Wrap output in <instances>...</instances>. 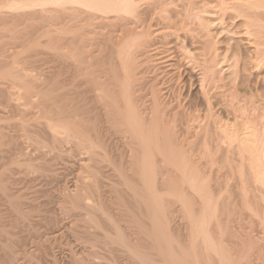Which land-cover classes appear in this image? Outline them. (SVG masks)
I'll return each mask as SVG.
<instances>
[{
	"label": "bare ground",
	"instance_id": "bare-ground-1",
	"mask_svg": "<svg viewBox=\"0 0 264 264\" xmlns=\"http://www.w3.org/2000/svg\"><path fill=\"white\" fill-rule=\"evenodd\" d=\"M7 1L9 4V5L6 4L8 9L16 10L18 12H21L22 14L25 13L27 14V11L35 12L39 10L40 13H46L42 17H45L47 18V20H49L48 29L45 32L39 33V29H33L31 31L29 30V32L26 31L27 32L26 36L24 34L22 35L23 38L21 37L22 39L27 41L25 42L23 40L25 44L22 43V41L20 40L21 38L17 39L18 41L19 40L21 41L17 43L22 44L21 46L19 44L18 46L20 47L19 50L21 49V47H23L21 50L22 53L34 52L35 54L32 53L33 56L28 55L29 57L28 56L22 57L21 55L22 53H20V51L16 52L17 56H15L16 55L15 54L12 57V55L10 54V58H8L7 60L6 59L3 60L5 57L1 58L3 56H0V58L2 59V60L0 59V97L3 100L2 103L7 107L12 108L11 110L12 113L14 112V114L15 112L16 113L21 112V111L17 112L19 111L17 109L19 108V106L15 105L16 104L15 101L13 102V100L16 99H12L13 97H10L11 98L10 100L8 99L9 98L8 89L9 87L12 88L11 84H13L14 91H15L14 88H16V90H19L17 92H22L21 95H19L20 97L18 98V101L16 102L23 101V105L25 104L32 105L34 103L36 104L38 103L39 105H44L46 108L44 113L39 114L40 116L37 117L35 116L37 120L36 122L39 121L38 125L36 124L34 125L33 122H32L33 125L30 124L31 120L33 119L30 120L28 115L27 116L29 120L23 119L27 117L26 115H25L26 117H23L24 116L23 113L25 112V110L24 112H22L21 117L23 118L20 117L21 121L19 120L20 128L23 132L27 134V136L30 134L32 135L31 132L36 133V135H33V137H30L31 135L29 137L26 136L28 139L31 138L30 141L33 139L32 143L28 140L31 143L30 147L31 148L34 147L32 146L33 144L36 146V148L34 147L35 149L34 148L32 149L34 153H32L33 151L31 152L29 151L31 154L30 153L28 154L26 152L23 153L24 152L22 151L24 150L23 144H21L18 140H15L14 136L13 137L10 136L12 141L8 142L9 141L8 137L10 134L8 133L6 134L4 132V128L6 129V127L3 128L2 127L3 124L1 122H4L5 124L6 121L8 122L10 120V122L11 121L13 122L15 121V119L9 118L8 120V117L5 116V114L7 115L8 113L11 112L10 109L8 110L10 112H8L7 110L6 113L5 111L3 112L5 113L3 116L5 118L7 117V120L4 119V117L0 113V137L3 138V140L5 139L4 144L2 140L0 142L3 145V147L2 146L1 147L4 150V153H1L0 156L2 157V154L6 153L4 148H6L5 144L8 143L9 144L7 145L6 148L7 151L10 149L9 146L11 145L13 153H15L14 155L15 157L9 159V164L7 162V166H6L7 168L9 167L8 169L11 172L9 173V171L8 172L1 171L2 173L0 174V190L3 196L2 199L4 201H5L4 195H6L5 198L7 197L6 199L8 203L6 202L7 203L6 205L9 204L7 207L8 208L10 207L9 209L11 210V213H14V216L12 214L13 219L11 218V220L14 221L16 224L18 223L17 228L19 224H23V229H24V226L29 223L27 221L30 220L32 216L31 214L33 212L36 213L35 209L38 204L40 205V203H38L39 201H35V200L26 202L25 201L26 199H23L22 197V193L15 195V193H13L15 192V189L13 191L11 190L12 188H9L8 186V184L14 180L8 183L6 182L10 177H12L13 179L14 176H8V175L9 174L12 175L15 172L17 173L21 169L23 170L24 167L22 166H26L23 170V173L25 172L24 174L26 175L29 173V171L32 172L33 170L36 169L35 172H37L38 169V171L42 170L44 172L41 174H44L47 177L50 176L51 178L52 177L55 178L56 174L59 171L55 173L56 169L54 167L56 165L58 166L60 163L56 164L54 162L56 160L59 161L65 159L64 158L65 155L69 153L68 150H72L71 153L82 151V153L85 154V155L83 154L85 157L84 159L82 158V163L81 161L79 162L81 163L80 168L83 171V175L82 176L80 175V177L77 176L78 179H76L77 180L76 183L74 182L72 186L66 187V189L62 187L63 191H61V193L58 191L60 196L58 194L56 198H58L57 201L60 202V208L58 209L55 207L57 210H61L65 214L66 212L74 210L76 212L83 211V213L81 212L80 213L84 214L83 215L84 217L86 215L87 217L89 216L88 218L85 217L86 219L84 218L85 225H83L84 223L82 224L83 225L82 230L78 229L79 231H76L77 230L76 229L74 231L71 229V231H74L72 234L70 232V228L68 229L66 224H64V222L61 223L62 220L60 222L59 217L58 218L55 217L57 214L55 216H48L49 211L47 212L48 214L46 213L47 216L49 217V218L47 217L48 220L51 218L49 220L50 223L47 222V225L50 226L52 225L51 229L49 227L48 229L52 230L51 234L54 235L53 237L56 238L59 236L60 238V236L61 235L63 236V234L68 229L69 230L68 232L72 234L70 235V237H72L71 240L72 241L74 240V243H77L75 245L76 246L75 248L73 245L74 243H71L72 246L69 244L72 248L75 249V251H73V249H70V253H68V256L65 255L66 258L64 256L65 259L63 258L64 261L62 262V261H58V258L60 260V257L56 258V255L52 254L53 251L50 252V249L52 248L53 245L50 246L48 245L47 247H49V249H45L44 245L41 242L40 245H37L32 241L35 245H37V248H35L36 251L34 249L31 251H28L26 249L27 252H25V254L28 255V256L26 255L27 259L30 258L29 257L30 254L28 253L32 252L33 257H35L36 260L39 261L38 264H128L126 262H130V264L132 263L133 264L134 263L136 264H237L238 261L236 260L237 262H235V259H232L231 256V254L234 253L233 252L234 250L231 251V249H229L230 247H228V249L231 251L230 253V251L225 246L224 248L227 250H225L222 247H218V245H215L212 242V240L214 239L212 238H211L212 240L210 239L211 235H209L208 233L210 228L208 229V231L206 229L208 228L207 225H209L208 216H207L208 221L205 218L206 217L205 214L204 215L201 214L203 215L202 217L201 215L198 214V217H196L197 213L195 212L193 213L194 211L193 209L196 210L197 208V207L195 208L194 203H192L194 204L193 205L194 207L192 206L193 209L191 208L190 198L196 200L194 199L195 197H193L195 195L196 198L200 196L199 198L202 201L203 209L205 208L204 210L202 209L203 212L201 213H204V211H210L211 215L213 212L217 213L220 205L218 202H216L218 199L216 196L218 194L215 191L216 188L212 189L214 190L213 192H216L215 197L217 199L215 197L214 199L212 195L213 193L209 192L207 184L205 183L206 184L205 186L204 184L201 183V181L204 182V180H201L202 176L200 175L201 174L199 172L200 170L198 171V168H196L197 166L194 165L196 164V162L192 161L194 157L192 158L190 156L191 154H189L188 156V153L186 154L181 150L180 148L181 144L180 145L178 144L179 145L178 147L177 144L175 145L174 144L175 142L172 140V138H175L177 135L174 136L175 133H172L173 126L171 127V125L174 124V121L176 120V117L179 116V114L175 113V115H173V119H172L173 122L170 120L171 118L168 117V113L166 112L165 107H163L160 104L158 92L155 89H153L151 93L150 102L152 104L150 103L151 104L150 107L146 105L148 106L147 109L145 106H144L145 108L141 106L142 103L140 102L142 100V97L138 95L139 93L137 94V92L140 90L139 83L141 81V78L139 77L141 72L140 56L141 53L149 47V44L151 43L155 33V32L153 33L152 32L153 30L151 29L153 28L152 23L153 20H155V18L152 17L150 19L147 14H144V11H141V9L143 8V7L141 8V6L143 2H144L143 5L148 3L147 4L148 6L150 5L153 6V8H155V10L157 11L160 9L163 10L165 6H167L168 8L170 5L174 6V4L178 1L176 0H169V2H167L166 0H7ZM252 1L255 2L256 0H252ZM261 1H257L258 2L257 4L250 2V0L248 2L244 1L245 4L243 3L242 6L245 5V7L242 8L240 6L239 8L240 10L238 9L239 13L241 11L242 13H244V15L247 14L246 17H249L248 21L250 22V24L251 23L253 24L254 19L256 20L257 18L260 17L258 11L262 10L261 6H263L264 8V4L261 5ZM247 3L249 4L246 5ZM155 4H157L156 7H154ZM3 5L4 4H2V6ZM176 5L177 4H175V6ZM7 8L5 7L4 9L7 10ZM254 8L257 9L259 8L260 10L258 9V11H256L257 9L255 10ZM165 9H166L165 11H167L166 13L168 17L166 19H163V21H167V22L165 23L162 29L157 31L156 33L157 35L160 36L163 35V37L166 38L168 34H172V33L174 34V32L179 28L180 24L178 25V22L182 23L180 26L181 29H179V31L180 30L188 31V34L192 33V31L190 30L191 28H189L188 26L187 27L191 32L187 30L186 23L189 22L191 15H193L194 13L193 7L190 8L192 9L191 10L192 12L190 11L189 8H186V11L189 12L187 15L188 19L185 18L184 16H180L182 15V13H180V15H178L179 13H177L176 16L168 12L167 8ZM253 9L255 10V12H258L256 13V15H258L259 17L256 15H253L254 17L250 15V14H255V12L253 13L251 12ZM9 12L12 11L10 10ZM174 12L175 11H173V13ZM173 16H175L177 19L179 18L178 19L179 21L176 22ZM251 17L254 18V19L252 18L253 21L250 20ZM173 18L174 21H172ZM194 19L195 18H193L191 21H193ZM37 22H39V20ZM256 23H254L253 25L255 26ZM10 25L12 28V24ZM6 27H8V25ZM10 33L11 32H9V34ZM184 34L188 35L187 33ZM258 39L259 38H256V40ZM17 43L15 42V45H17ZM42 46L47 49L46 50L47 52H45V50L44 51L41 50L44 49V48H40ZM41 51L43 52V54L45 52L48 55L50 68H48L47 70H49V72L43 71L42 70L43 67L41 68V66L38 65L35 61V59H37L35 57L37 56L41 55L42 58L44 57ZM262 51L264 52V50ZM262 51L259 52L262 54ZM262 57L264 58V56ZM190 58L191 57H189V59ZM212 61L211 62L206 61L205 64H202L203 66L201 65V69H202L201 71H203L202 73L204 77L203 80L209 83L211 81H216L217 79L216 74L218 73V71L221 72L222 70V69L220 70L216 69L217 63H215V60H213V58ZM261 61H263V59ZM7 84H9L10 86L7 87L6 86ZM136 87H139L138 91L136 90ZM6 92H8V94ZM5 93L8 97H6ZM11 93L12 92H10V94ZM13 95L15 94L13 93ZM2 96H4V98L7 99L4 100ZM205 96H206L205 102L207 105L206 108L207 113L211 114L212 111L214 110V106L207 93L205 94ZM228 98L229 100L227 105L229 107L228 106L227 107L230 108L229 109L230 111H227L228 110L227 108L226 117L222 118V116L216 117L210 115L213 121L211 124L212 126L209 124L208 121L207 124L199 126V130L197 133L198 135L202 134V137L204 138V141H202L203 145L201 143V147H203L204 150H211L215 148L218 151L221 149L226 151L225 158H226L227 166H229L228 167L229 170L227 172L228 175L226 177L227 183L225 186V190L223 191H225L226 193L225 207L228 208L227 210H230V212L238 211L239 213L240 212H247L249 214L252 213L253 216L256 214L255 216L259 218L264 233V110H263L264 107L262 108V111H260L261 109L258 110L256 109L257 107L251 110L248 104L244 107L240 106L242 100L236 88L231 92H229ZM2 100L0 99V101ZM21 104L22 103L20 102L19 105ZM13 109L15 111H13ZM26 111L28 110L26 109ZM11 114H8L9 117L10 116L13 117L12 115L14 114L12 115ZM20 114H16V115H20ZM186 116L189 117V122L197 120L195 119L194 115L192 116L191 113L186 114ZM17 117L18 116L15 117L16 120L19 119V117L18 118ZM7 122L6 124H8ZM170 122H172L173 124H170ZM9 131L11 130L9 129ZM21 134L18 136V139L20 136L23 137V135ZM212 137L216 140V141L214 140L215 142H211V140H213ZM24 140L25 139H23V141ZM172 141L174 143H172ZM3 150L1 149L0 152H3ZM35 150H37L38 152H36ZM111 150H117V151L131 150V151L130 154H128L130 156L127 155L128 158L126 156H125L126 158H124L123 155L122 156L119 155L122 153V151L121 153L119 152L118 155H113ZM74 153L71 155H76ZM7 154L9 153H6L4 156H6ZM212 158L214 157L212 156ZM213 161L214 159L212 160V162ZM235 162H237L236 165L237 168L235 167L236 169L234 168V164H236ZM13 166H15L17 170L19 168H17L16 166H20L21 169L17 171L14 169ZM57 166L56 168L60 167ZM10 167H13V169L11 168L13 171L10 170ZM105 169L108 172H105ZM0 170L3 169L1 168ZM171 172H175L178 175L179 177L178 182L174 181ZM20 175L18 177H20ZM26 175H24V177ZM29 176L28 178H30ZM51 178L49 179L51 180ZM214 179H216V177ZM216 180H218V178ZM210 181L211 180H209V182ZM217 183L219 182L217 181ZM9 185L10 187L12 186V184ZM47 186L49 187V185ZM104 187H108L107 192L110 194L109 196L110 199L108 197L110 201L109 203L106 199L107 197H104L102 194L103 191L102 188ZM33 190H35V188ZM187 190L192 191L194 193L191 194L192 197H190L189 194L192 192H188ZM54 192L56 191L54 190ZM24 193L26 192H23V195ZM168 196L170 197V199L167 198ZM24 198H26V194ZM33 198L36 199V197ZM237 200H239L242 203L243 207L241 206L238 208L239 205H237L238 203L236 204V202H238ZM52 201L53 200H50V203ZM34 202L36 204V207ZM173 202L175 203L181 202L182 204L181 203L180 204L182 205V211L183 209L184 212L187 211L186 212L188 216L187 218H189L188 220L189 226H187V229L189 230H187L186 227H184L185 231L183 230L182 232L178 223L177 226L179 228L175 226L176 223L174 224L172 223V218L174 217L173 215L174 213H176L175 211L173 213V206H172ZM42 204L41 206H43ZM108 204L109 205L112 204L113 207L115 206L118 207V210H120V212L122 213L121 216H123L122 218L121 217L119 218H121V221L125 220L126 222L125 226L128 224L130 226L129 228L130 230L126 228L129 227L128 225L126 227L124 226L125 227L124 228L122 227L123 226L122 224L118 223L119 218L118 219L115 218L116 216L112 214ZM170 204L172 208L170 207ZM39 205L38 207H40ZM187 208L188 210H186ZM45 209L46 208L44 205V211ZM56 209L54 210L51 209V211H55ZM190 209H192L193 211L192 210L190 211ZM39 210L42 212V209L39 208ZM39 210H37L38 211L37 213H39ZM47 210L48 209H46V211ZM2 213L4 212H2V210L0 209V224L2 221L6 224V222L3 220L5 219V217ZM34 213L33 215H36ZM40 213L38 215H40ZM42 214L44 215V213ZM180 214L182 215L183 213ZM186 214L184 215L186 216ZM63 216L64 215H62L61 218H63ZM39 217L41 218L42 216ZM32 220H34V218ZM78 220L80 219L78 218ZM204 221L207 222L206 223L207 225L205 224ZM26 222L27 224H25ZM30 222L32 223V221ZM103 222H105L106 224L104 225ZM132 222H135L136 224L134 223L133 224L136 225L137 227L139 226L138 229L131 230L132 229L131 227L133 226L131 224ZM203 222L205 225L203 224ZM36 223H34V225ZM16 224L14 226H16ZM30 225L31 224H28V226L25 227L29 228ZM1 226L2 225H0V238L4 236L3 238L5 239L6 238L5 235L8 234L10 235V233L7 231L8 228L5 229L6 228L5 226H3L5 228ZM32 226L33 225H31L30 227ZM202 226H204L205 228H203ZM79 228H80V224H79ZM45 229L47 230V228ZM29 230L26 231L25 229V231L29 232L30 234ZM25 231H23V233ZM35 233L36 232H34V234ZM32 234L33 232L31 233V235ZM22 235L23 234H21V238L23 237ZM66 237L65 239H68ZM7 238L10 239V236ZM26 240H24V242ZM16 242L19 243L20 241L18 240ZM199 243L200 244L203 243L202 244L203 246H199L200 245ZM69 245H65L67 246L65 248H68ZM57 246H59V244ZM23 249L25 250V248ZM1 251L3 252L2 253L3 255L0 256V264H15V262L17 263L18 261L21 260V258L20 260H18L19 257L18 254H22L24 252L23 251L21 253L20 252L21 250H18L19 253L18 251L17 253L16 251H13L12 243L10 247V241L9 243L3 244L2 242L0 244V253ZM33 251L34 253L36 252L35 256L33 254ZM35 258H33V261L32 260L31 261L34 262Z\"/></svg>",
	"mask_w": 264,
	"mask_h": 264
},
{
	"label": "rangeland",
	"instance_id": "rangeland-1",
	"mask_svg": "<svg viewBox=\"0 0 264 264\" xmlns=\"http://www.w3.org/2000/svg\"><path fill=\"white\" fill-rule=\"evenodd\" d=\"M5 1H7V0H2V1L0 0V11H1L0 12V14H1V16H0V53H2V54H0V56H3L1 58L5 57L3 60H5V59L7 60L8 58H10V54L12 55V57L15 54H16L15 56H17L16 52H18V51H20V53H22L21 50H22L23 47H21L20 50H19L20 47H18L19 44H20V46L22 44L21 43H17V42H21L22 41V43L25 44V42H27L26 40L22 39L23 38L22 35L25 34V36H26V33L29 32V30L31 31L33 29H39V33L45 32L48 29V22H49V20H47V18L42 17L46 13H40V11L38 10V11H35V12L27 11V14L26 13L22 14L21 12H18L16 10L8 9L7 6H6V4L9 5L8 1L7 2H5ZM166 1L169 2V0H166ZM176 1H178V2L175 3V4H177L176 5L177 7L174 4V6L170 5L169 8L167 6H165L163 8V10L160 9V10H157V11L155 10V8H153V6H151V5L148 6L147 5L148 3H146L145 5H143L144 2H143V4L141 3L142 4L141 8L143 7L142 8L143 10L141 9V11H144V14H147L150 19L152 17L155 18V20H153V23H152L153 28H151L153 30L152 32L153 33L155 32V33H154V36L152 38L151 43L149 44V47L145 51H143L144 53L142 52L141 56H140V58H141L140 59V61H141V63H140L141 70L140 71L141 72H140V76L139 77L141 78V81L139 83V87L140 88L136 87L137 91L140 89L139 90L140 92L138 91L137 94L139 93L138 95H140L142 97V100L140 102V103H142V105L141 104L140 105L142 107L145 106L146 109L148 108V106L150 107V105L152 104L150 102L151 93H152L153 89H155L158 92V97H159L160 104L163 107H165L166 112L168 113V117L171 118L170 120L173 122V120H172L173 119V115H175V113L179 114V116L176 117V120L174 121V124L172 122H170V124H173V125H171V127L173 126L172 130L174 132L172 131V133H175L174 136L177 135L175 138H172V140L175 142L174 143L172 141V143H174L175 145L177 144L178 147L181 144L180 145L181 150L183 152H185L186 154L188 153V156H189V154H191L190 156L192 158L194 157L193 159L192 158L191 159H192V161H195L196 164H198V165H196V164H194V165L197 166L196 168H198V171L200 170L199 172L201 173L200 175L202 176L201 180H204V182L201 181V183L204 184L205 186L207 184L209 192L213 193L212 194L213 198L215 197L216 192L218 194V195H216L218 199L215 197L217 199V201L216 200L215 201L218 202L220 206L218 208L217 213L213 212L214 214L212 213V215H211L210 211H204V213H201V212H203L202 211L203 204H202L201 199L199 198L200 196H198L197 198H196V195L193 196V197H195L194 199H196V200H193V198L191 199L190 197H192L191 194H194V193L192 191H188L189 189L187 190L188 192H192V193H189L190 194L189 198H190L191 208H192V206L194 204H195V208L197 207L196 208L197 211L195 209H193V208L192 209L194 211L192 209H190V211L192 210L193 213L194 212L197 213L196 217H198V214L199 215H201V214L204 215L205 214L206 220H207V216L209 218V222H208L209 225L206 224L207 222H205V221L204 222L208 226V228H206L207 231L210 228L208 233H209V235H211L210 239L211 238L214 239V240L211 239L212 242L215 245H218V247L224 248V246H225L227 249H228V247H230L229 249H231V251L234 250L233 251L234 253H232L231 256H232V259H235V262L238 261L237 264L238 263H240V264H264V233H263L259 218L257 216H255L256 214L253 216L252 213H250V214L247 213V212H240L239 213L238 211H236V212H232L231 211L230 212V210H227L228 208L225 207L226 193L223 190H225V186H226V183H227V181H226L227 178L226 177L228 175L227 172L229 170L228 169L229 166H227L226 158H225L226 151L222 150V149L218 151L215 148H213L214 150L213 149L204 150L203 147H201V143H202V141H204V138L202 137V134L198 135V133H197L198 130H199V126L200 125H205V124L208 123V121H209L210 125L212 124L213 121H212L210 115L216 116V117H218V116L221 117L222 116V118L226 117L227 111H230L229 110L230 108H228L229 106L227 105L228 100H229V98H228L229 97V92H231L235 88L237 89V91L239 93V96H240V98L242 100V102H241L242 105L240 104V106L244 107V106H246L248 104V106H249V108L251 110H253L254 108L257 107L256 109H258V110L261 109L260 111H262V108L264 107V58L262 57V56H264V52L262 51V50H264V8H263V6H261L262 8L260 7L262 10H260L258 8L260 11H258L257 8H254L255 10L257 9L256 11H258L259 13L255 12L254 9L251 11L252 13L255 12V14H250L251 16L256 15V13H258L260 15V17L258 15H256V16L259 17L256 20L253 18L254 16L251 17V19H250L252 21L254 19V21L257 22L256 23V22L253 21V24L254 23L257 24V25L255 24V26L257 27L256 28L252 23L250 24V22L248 21L249 17H246L247 14L244 15V13H242L241 11L239 13V11H238L240 6L242 8L245 7V5L242 6L244 1L248 2L249 0H181L182 2L180 0H176ZM257 1H261V0H256L255 2L250 0V2H253V3H256V4L258 3ZM263 2H264V0L261 1V5L264 4ZM253 3H251V4H253ZM2 4H4V5L2 6ZM248 4L249 3H247L246 5H248ZM238 5H239V7H238ZM156 6H157V4L154 5V7H156ZM191 6L193 7L194 13H193V15H191L192 13L189 14V15H191V17L189 16L190 17V20H189L190 23L189 22L186 23L187 24L186 28H187V30H189L188 27L191 28L190 30L192 31V33L188 34V31H182V30L179 31V29H181L180 26H181L182 23L178 22V25L180 24L179 28L177 29L178 32H177V30L175 32L172 31V32H174V34L173 33L172 34H168L166 38H164L163 35L160 36V35L156 34L157 31L162 29L164 27L165 23L167 22V21H163V19H166L168 17V15L166 13L167 11H165L166 10L165 8H167L168 12L172 13V15H176L177 13H179L178 15H180V13H182V15H180V16H184L185 18H187V15H188L189 12L186 11V8L190 9V8H192ZM232 6H234V7H232ZM5 7L7 8V10L4 9ZM183 7H184V9H183ZM10 10L12 12H9ZM191 10L192 9H190V11ZM173 11H175V12L173 13ZM184 13L185 14L187 13V14L185 15ZM39 14H41V15H39ZM38 15H39L40 19H39ZM261 15H262V17H261ZM31 16H33V17H31ZM256 16H255V18H256ZM173 17L175 18L176 22L179 21L178 20L179 18L177 19L175 16H173ZM31 18H32V21H31ZM41 18H42V20H41ZM174 18L172 19V21H174ZM193 18H195V19L193 21H191ZM260 19H261V21H260ZM36 20L37 21L39 20V22H37ZM44 20H45V22H44ZM23 22H26V23H23ZM32 22L34 23V25H33ZM201 23H202V25H201ZM10 24H12V28H11ZM2 25H3V27H2ZM7 25H8V27H6ZM251 25H253V26H251ZM4 28H6V29H4ZM3 29H4V31H3ZM5 30L7 31V33H6ZM23 30H24V32H23ZM9 32H11V33L9 34ZM251 32H253V33H251ZM13 33H14V35H13ZM184 33H187L189 36L184 34ZM18 38L19 39L21 38L20 39L21 41L20 40L18 41L17 40ZM256 38H259V39L256 40ZM15 42L17 43V45H15ZM43 46L40 47V48H44ZM257 47H259V48H257ZM259 49H262V50H259ZM41 50L42 51L45 50V52H47L46 48L41 49ZM257 50H258V52H257ZM42 51H41L42 55L45 58L47 57L46 58L47 60L44 57L42 58V56L39 54L41 57L40 56L35 57V58L38 59L39 62L37 61V59H35V61H36V63L38 65L41 66V68L43 67L42 68L43 71L49 72V70H47L48 68H50L49 58H48L47 53L44 52V54H43ZM259 51L260 52L262 51V54ZM7 52H8V54H7ZM188 52H189V54H188ZM32 53H34V52L22 53L21 55H22V57L23 56L27 57L28 55L29 56H33ZM259 55H261V56H259ZM189 57H191V58L189 59ZM260 57L263 59V61H261L262 59ZM212 58H213V60H215V63H217L216 69H218V70L222 69V70H221V72L217 70L218 73L216 74V78H217L216 81H211L209 83V82H206V81L203 80L204 77H203V73H202L203 71H201L202 70L201 69V65L205 64L206 61H210L211 62ZM9 60H12V59H9ZM42 60H43V62H42ZM260 61L263 62V63H261ZM39 63H42V64H39ZM6 86L9 87L10 85L7 84ZM11 86H12V88L9 87V89L6 87L8 89V92H9V94H8V92H6L9 95L8 99L10 100L11 99L10 97H13L12 99H16V100H13V102L15 101L16 104L15 103L14 104L16 106H19V108H17V107L16 108L19 110L17 112L21 111L20 112L21 114L20 113H16V112H15V114H14V112L12 113V110H11L12 108H9L6 105H4L2 103L3 100L0 97V99L2 100V101H0V110L2 109L0 113L2 114V116L6 113V110L8 111L10 109L11 112L8 111L10 113H8V112L7 113L8 114H11V113L14 114V115L11 114L13 117H11V116L9 117L8 114L7 115L5 114V116L8 117V120H9V118L10 119H12V118L15 119V121H13V122L11 121L12 122V124H11L10 120L7 122L6 121L7 117L5 118L3 116L4 119H6L4 121H6L8 124H6V122H5V124H4V122H1L3 124L2 127L3 128L6 127V129L4 128V132L6 134L7 133L10 134L9 137H8L9 138L8 142L12 141L10 136L11 137L14 136L15 140H18L21 144H23V147H24V150H22V151H24L23 153L26 152V153L29 154L31 151H33L32 149L34 147L36 148V146L33 144L32 146H34V147H32V148L30 147V144L32 143L33 139L30 141L31 138L28 139L27 137H29L31 134L27 136V134L21 130L20 125H19L20 124L19 120L21 118L26 117L28 115L30 120L33 119V120H31L30 124H32V122H33L34 125L35 124L38 125L39 121L36 122L37 120H36L35 116L36 117L40 116L39 114L40 113L41 114L44 113L46 108H45L44 105H39L38 103L37 104L34 103L32 105L31 104L30 105L29 104L23 105V101L16 102V101H18V98L20 97L19 95H21L22 92H17L19 90H16V88H14L15 89V91H14L13 90L14 85L11 84ZM9 90H11V91H9ZM10 92H12L11 93L12 96H11ZM6 93H5V95H6ZM13 93L16 95V97H15V95H13ZM206 93L209 96V98L212 101L213 106H214V110L212 111L211 114H208L207 113V109H206L207 108V105H206V102H205L206 101L205 100L206 99V96H205ZM2 97L4 98V96H2ZM6 97H8V96L6 95ZM6 99L4 98V100H6ZM37 100H39V99H37ZM37 100H36V102H37ZM20 102L22 103L21 104L22 106L19 105ZM17 103H18V105H17ZM146 105H148V106H146ZM30 106H32L33 108L30 107ZM34 107H36V108H34ZM14 108H15V106H14ZM227 108H228V110H227ZM26 109L28 111H26ZM24 110H25V112H24ZM263 110H264V108H263ZM4 111H5V113H3ZM13 111H15V110L13 109ZM22 112H24L23 113L24 114L23 117H21L22 116ZM188 113H191L192 116L194 115L195 119H197V120L189 122V117L186 116V114H188ZM16 114H20V115H16ZM15 115L19 117L18 120H16V118H15L16 116ZM28 116L26 118H23V119L29 120ZM204 120H205V122H204ZM42 122H43V120H42ZM14 123H15V125H14ZM175 124H176V126H175ZM188 125H189V127H188ZM174 128H175V130H174ZM9 129L11 131H9ZM31 131H32V129H31ZM19 133L20 134L22 133L21 135H23L24 138L22 136H20L19 137L20 140H19L18 139V136L20 135ZM31 133H32V135L30 137H33V135H36L35 132H34L35 134L33 132H31ZM8 138H7V140H8ZM22 138L25 139V140L23 141ZM214 138H213V140H211V142H215L216 141ZM1 140L3 141V144H4V140L5 139L3 140V138L0 137V142H1ZM22 141H23V143H22ZM5 143H6V141H5ZM8 144H5L6 148H7ZM202 145H203V143H202ZM1 146L3 147L2 143H0V150L1 149L3 150V148ZM9 147H10V149H9L10 151L8 150L9 152L7 151L6 148H4L6 153H9V154L4 156L6 154L5 153V154H2V157L0 156V162H1L0 166L2 165L0 167V169L1 168L3 169V170H0V174L2 173L1 171H3V172H8L9 171V169H8L9 167L8 168L6 167L7 166V162L9 164V159L15 157L14 156L15 153H13L11 145ZM193 150H194V152H193ZM35 151L38 152L37 150H35ZM68 151H69V153L65 155V157H64L65 159H63L64 161L58 159L59 161L56 160L54 162L56 164L60 163L58 165V166H60L59 168H56L57 165L54 167L56 169L55 173H57V171H59L56 174L55 178L54 177L51 178L50 176L47 177L44 174H41V173H44V172L42 170L38 171V169H37V172H35L36 169L35 170L32 169L33 173L31 171H29V173L27 175L28 176L30 175L29 176L30 178H28V176L26 174H24L25 172L23 173V170H24V168L26 166H22V167H24L23 170L21 169L20 166H16L17 168H19L18 170L21 169L19 172H21L22 174L19 173V172L16 173L15 170H17V169L15 168V166H13L14 169H15L14 170L15 173L12 172L14 174H12V175L9 174L8 175V176H14L13 179H12V177H10L11 180L8 177L9 178L8 180H10V181L7 180L6 182L8 183V182H11L12 180H14L11 183H9V184H12V186L10 187L9 184H8V186H9V188H12L11 190H13V191L15 189V192L12 191L13 193H15V195L22 193V197H23V199H26L25 200L26 202H30V201L35 200V201H39L38 203H40V205L38 204L40 207H38V205L36 207V204L34 202L35 207H36L37 210H39V208L42 209V212L39 210V213L41 212L40 215H38L39 213H37L38 211L36 209H35L36 213L33 212L36 215H33V213L31 214L32 215L31 218L34 216L33 218H34L35 222H34V220H32L33 218L32 219L30 218V220L27 221V222H29L28 224H31V225L35 226V227L32 226L34 228V230H33L32 227H30L31 225L29 226V228L27 227L28 230L30 228H32V229L29 230L30 234H29V232H26V231H28L27 228L25 227V226H28L27 222L25 223L27 225L24 224L25 226H24V229H23V224H19L18 228H17V224L18 223L16 224L14 221L11 220L12 214L14 216V213H11V210L9 209L10 207L9 208L7 207L9 204L6 205L8 203V201L6 199L7 197L5 198L6 195H4L5 201L2 199L3 196H2L1 190H0V201H1L0 209L2 210V212H4V213H2L4 215V217H5V219H3V220L7 224L6 225L2 221L0 225H2L1 227L5 226L6 228L3 227L5 229L8 228L7 231L10 233V235L8 234L10 236V239L7 238V237H9L8 235H5L6 236L5 239L3 238L4 236L0 238V244L2 242H3V244L4 243H9V241H10V247H11V243H12L13 251H16V253H17L18 250H21L20 251L21 253L24 251L22 254H18L19 257L17 255L18 260H20V258H21V260L20 261L15 260V261H18L17 263L15 262V264H31V263L32 264H38L39 261L36 260L35 257H33L32 252L28 253V254H30L29 255L30 258H28V259L26 257L27 254H25V252H27V250L31 251L33 249L36 251L35 248H37V245H40L41 243L44 245L45 249H49V247H47L48 245L49 246L53 245L52 248L50 247L52 249V250L50 249V252L53 251L52 254L56 255V258L60 257V260L58 258V261H62V262L64 261L66 256H68V253H70V249H73V251H75L74 248L76 247L75 245L77 243H74V240L73 241L71 240L72 237H70V235H72L73 232L76 229H77L76 231L82 230L83 225H85V219L88 218L89 216L87 217V215H86L85 216L86 218H85L83 216L84 214H81V213H83V211L81 212L80 210L79 211L81 213L78 212V211H77L78 212L77 213L76 211L72 210L73 212L69 211V212H66V214L63 213L61 210H57L56 208H58V209L60 208V202L57 201L58 198H56V197L59 194V192L61 193V191H63L62 187H64V189H66V187L72 186L74 184V182L76 183V181H77L76 179H78V177H80V175L81 176L83 175V171L80 168V164L82 163V158L84 159V157H85L84 155L85 154L82 153V151H80V152H75V153L73 152L76 155H71V154H73V153H71L72 150H68ZM111 151H112L113 155H118V153L119 152L121 153V151H122V153L119 154V155H121V156L123 155V157L126 158L127 155L130 154L131 150L130 151L129 150L128 151L127 150H121V151L120 150L119 151L111 150ZM114 151H115V153H114ZM202 151H204V152H202ZM1 153H4V150H3V152H0V155H1ZM32 153H34V151ZM3 156H4V158H3ZM66 156H68V157H66ZM128 156H130V155H128ZM200 156H202V157H200ZM212 156L214 158H212ZM215 158H217V159H215ZM213 159H214V161L212 162ZM80 161H81V163H79ZM200 162H201V164H200ZM235 163L236 164H234V168L237 165V162H235ZM209 165H211L212 167L209 166ZM9 166H11V165H9ZM13 167H10V170H12ZM58 169H60V170H58ZM10 172L11 171H9V173ZM61 172H62V174H61ZM105 172H108V171H106V169H105ZM30 173H32V174H30ZM171 173H172L171 175H172V178L174 179V181L178 182V180H179L178 175L175 172H171ZM202 173L203 174L205 173V174L203 175ZM23 174L26 175L25 176L26 178L24 177ZM19 175H20V177H18ZM173 175H174V177H173ZM37 176H38V178H37ZM215 177H216V179L218 178V180L214 179ZM49 178H51V180ZM115 179H117V178H115ZM209 180H211V181L209 182ZM51 181H53V182H51ZM217 181L219 183H217ZM16 182L19 183L20 185L17 184ZM47 185H49L50 188ZM13 187H15V188H13ZM209 187H211V188H209ZM24 188H26V189H24ZM34 188H35V190H33ZM217 188H218V190H217ZM57 189H59V190H57ZM212 189H215L216 192H213L214 190H212ZM30 190H33V191H30ZM54 190L56 192H54ZM102 190H103L102 191L103 196L107 197L106 199H107V201L109 203L110 202L109 201L110 194L107 192L108 187H104V188H102ZM21 191L26 192V193H24V195H23V192H21ZM35 191H37V192H35ZM43 191L46 192L47 194L44 193ZM219 192H220V194H219ZM25 194H26V198H24ZM30 195H31V197H30ZM27 196H29V197H27ZM44 196H45V198H44ZM59 196H60V194H59ZM33 197H36V199L33 198ZM47 197H48V199H47ZM108 197H109V199H108ZM28 198H30V199L32 198V199L30 200ZM167 198L170 199L169 196ZM169 199H167V200H169ZM50 200H53L51 202L52 204L50 203ZM191 200H193V201H191ZM237 201L238 202H236V204L238 203L237 205H239L238 206V208H239V207L242 206V203L239 200H237ZM46 203H48V204H46ZM177 203H175V202L172 203L173 213H174V211L176 212L173 215L174 216L173 218H175V219L172 218V223L173 224L176 223L175 226H177V223H178L179 227L181 228V230L183 232L184 227H186V229H187V226H189V224H188L189 223V221H188L189 218H187L188 217L187 214H186L187 211L184 212V209L182 211V205H181L182 203L181 202H177ZM192 203H194V204H192ZM41 204L43 206H41ZM44 205H45V208L48 209L47 211L45 209L46 212L44 211ZM108 206H109V209L111 210L112 214L116 216L115 217L116 219H118L119 217H121V218L123 217V216H121L122 213L120 212V210H118V207H116L115 205H114L115 207H113L112 204L111 205L108 204ZM170 207H171V204H170ZM51 209L52 210L56 209L57 211L56 210L55 211H51ZM175 209H177V210H175ZM179 209H180V211H179ZM186 210H188V208ZM178 212H179V214H178ZM42 213H44V215ZM46 213L48 214V216H55L57 214L55 217L56 218L59 217L60 222L62 220L61 223L64 222V224H66L67 228L68 229L70 228V232L72 234H70V232H68L69 230L67 229V231L63 234L64 237L62 235L60 236V238H59V236L56 237L57 239L55 237H53L54 235L51 234L52 230L48 229V227L51 229L52 225L51 226L47 225V222L50 223L49 220L51 218L48 220L49 217L47 216ZM180 213H183V214L181 215ZM79 214H80V216H79ZM184 214H186V216ZM206 214H208V215H206ZM62 215H64L63 218H61ZM203 215H201V217ZM39 216H42L43 219H42V217L40 218ZM255 217H257V218H255ZM66 218H68V219H66ZM78 218L80 220H78ZM121 218L118 219V221H119L118 223L122 224L123 225L122 227H124L126 222H125V220H122L123 221L122 222ZM178 218H180V219H178ZM46 219H47V221H46ZM123 219H125V218H123ZM30 221H32V223ZM66 221H68V222H66ZM81 221H82V223H81ZM13 222L16 224V226H14L15 224ZM33 222L34 223L37 222V223L34 225ZM72 222H73V224H72ZM204 222H203V224H204ZM226 222H228V223H226ZM133 223L136 224L135 222L131 223L134 227L130 224L132 226L131 230L138 229L139 226L137 227ZM79 224H80V228H79ZM103 224L105 225L106 223L103 222ZM19 226H20V229H19ZM135 226H136V228H135ZM37 227H38V229H37ZM202 227L205 228L204 226H202ZM45 228H47V230ZM126 228L129 229L130 226L126 227ZM25 229H26V231H25ZM71 229L74 230V231H71ZM187 230H189V229H187ZM23 231H25V232L23 233ZM31 231L33 232L32 235H31V233H32ZM224 231H225V233H224ZM34 232H36V233L34 234ZM46 232H47V234H46ZM184 233H187V232H184ZM21 234H23L22 238H21ZM15 236H16V238H15ZM66 236H69L70 238L66 237ZM65 237L68 238V239H65ZM26 239H28V240H26ZM69 239H70L71 242L69 241ZM1 240H3V241H1ZM4 240H5V242H4ZM18 240L20 241L19 243L16 242ZM24 240H26L25 242H27V241L28 242L25 243ZM32 241L35 244H37V245H35ZM201 242H202V240H201ZM23 243H24V245H23ZM71 243H74L73 244L74 248L71 247L72 246ZM28 244H30V245H28ZM58 244H59V246H57ZM202 244H200L199 246H203ZM223 244H225V245H223ZM227 244H228V246H227ZM62 245H64V246H62ZM65 245H69L70 247L68 246V248H65V247H67ZM231 245H233V246L235 245V246L233 247ZM31 247H32V249H31ZM236 247H238V248H236ZM23 248H25V250ZM22 249H23V251H22ZM227 249H225V250H227ZM64 250H66V251H64ZM231 251H230V253H231ZM252 251H254V252H252ZM54 252H56L57 254L54 253ZM238 252H241V253H238ZM2 253L3 252L1 251L0 256L3 255ZM18 253H19V251H18ZM33 254L35 256L36 252L34 253V251H33ZM103 254H105V253H103ZM233 255H234V258H233ZM64 256H65V258H64ZM241 256H243V257H241ZM33 258H35L34 262H32ZM29 259H30V261H29ZM241 259H243V260H241ZM35 260H36L37 263L35 262ZM22 261H24V262H22ZM126 263L130 264V262H126ZM134 264H136V263H134Z\"/></svg>",
	"mask_w": 264,
	"mask_h": 264
}]
</instances>
